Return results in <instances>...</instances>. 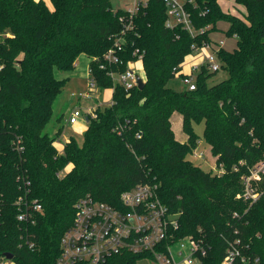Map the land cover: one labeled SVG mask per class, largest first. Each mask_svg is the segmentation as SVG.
I'll list each match as a JSON object with an SVG mask.
<instances>
[{"label": "trees", "instance_id": "obj_1", "mask_svg": "<svg viewBox=\"0 0 264 264\" xmlns=\"http://www.w3.org/2000/svg\"><path fill=\"white\" fill-rule=\"evenodd\" d=\"M197 2L189 7L192 21L206 31L192 37L181 26L166 27L164 0H148L134 14L111 0H0V136L11 152V139L21 138L24 165L43 204L31 228L33 250L20 245L14 208L3 213L0 260L12 252L14 264H53L79 197L118 204L123 191L149 183L179 215L177 238L192 237L207 248L202 264H221L237 237L249 261L232 264H264V181L252 203L241 180L264 157V0H234L245 9L238 14L218 0ZM220 21L237 39L233 51H218L228 76L210 84L211 72L203 67L195 90L169 85L192 45L209 41ZM120 37V60L109 63L103 55ZM136 50L143 55L145 86L126 90L108 71H125ZM81 54L91 58L100 92L113 88L112 101L89 116L83 143L72 137L60 154L56 136L45 131L67 81L56 71L74 70ZM175 111L183 116L186 141L172 128ZM197 121L204 123V140L222 173L189 158L203 139ZM140 258L124 252L104 264H137Z\"/></svg>", "mask_w": 264, "mask_h": 264}, {"label": "built area", "instance_id": "obj_2", "mask_svg": "<svg viewBox=\"0 0 264 264\" xmlns=\"http://www.w3.org/2000/svg\"><path fill=\"white\" fill-rule=\"evenodd\" d=\"M147 1L132 0V5L127 9L130 14H134L141 6L146 5ZM164 2L167 28L174 29L176 26H181L192 37L206 31L204 27H195L192 21L189 7L198 6L197 0H164ZM128 27H131V24ZM124 41V38L120 37L116 44L117 48L107 50L103 58L109 63L119 62L117 50H122ZM224 44V40L215 42L210 39L201 45H192L194 51L189 55L190 65H185L188 56L180 69H174L175 75L180 77L188 90L196 89V76L203 67L210 72H216L221 68L218 51L224 47ZM133 55L135 59L128 62L125 71L114 69L108 71L113 81L122 84L126 90L138 87V78L141 77L135 65L140 63L143 67V55L139 50L134 51ZM197 59L200 61H196ZM101 67L104 68L105 64L102 63ZM87 72L88 89L78 93L72 92L71 96L91 98L94 93L100 95L91 66ZM141 78L144 81V76ZM98 101L97 99V103ZM102 105L103 103L88 107L86 111L79 106L74 107L67 120L68 124H77L83 116L96 117V109ZM66 143L54 141L58 153L64 152ZM10 146L12 152L7 149L0 136V231L6 225L3 213H6L7 208H14V220L19 228L22 242L20 245L23 244L33 250L35 240L31 228L43 212V204L34 195L32 179L24 165L25 146L21 138H12ZM199 155L204 157L203 152ZM68 170L69 165L64 171ZM217 171L223 172L221 167ZM241 180L245 198L252 200V203L255 202L261 195L260 183L264 181V157L255 163ZM178 227L179 215L170 211L161 200L157 187L149 183L138 184L123 191L118 204H111L98 200L91 194H85L75 202L73 222L61 238V252L53 264L79 262L104 264L110 257L124 252L140 254L139 261L145 260L149 264H202L207 248L201 240L192 237L178 239L175 233ZM243 247L240 238L231 240L221 264H232L237 258L245 262L249 261L248 257L242 255ZM3 260L12 261L7 258Z\"/></svg>", "mask_w": 264, "mask_h": 264}, {"label": "rangeland", "instance_id": "obj_3", "mask_svg": "<svg viewBox=\"0 0 264 264\" xmlns=\"http://www.w3.org/2000/svg\"><path fill=\"white\" fill-rule=\"evenodd\" d=\"M114 7H124L128 8L132 5V0H111ZM145 1V0H143ZM229 3V0H222V4L225 7V4ZM222 26H225V24H221ZM221 27V26H220ZM222 34V31H219L220 35ZM224 36L227 38L228 45L231 46L234 42L236 43V37L235 36H228L224 32ZM192 56V55H191ZM80 61L79 62H87L88 56L86 54L80 55ZM191 58L190 56L187 58L185 65H190ZM184 65V66H185ZM135 69L137 70L138 74L141 75V77L144 76L143 67L140 63H137L135 65ZM57 75L59 77H66L67 78L66 84L62 90V92L58 95L54 102L53 106V115L49 123L47 124L45 131L51 136H56V141L59 138L65 139V138H75V140L82 144L84 140V133L87 126V121L85 120V117H81L77 124L71 125L68 124L67 120L73 110L74 107L79 106L83 110H85L86 106L91 103L92 105H95L97 101L93 100V98L88 99L89 101L85 100L84 98L79 100L78 97H71L70 92L75 91V93H78L80 91H86L88 89L89 84V75L87 70H85L84 67H78L76 66L74 70L70 72H61L59 70L56 71ZM228 76V73L225 69L222 67L216 71H211V76L209 77V83L214 84L217 83L223 79H225ZM169 85L172 87L178 89V90H184L187 89L186 85L182 82L180 77L178 75H175L170 81ZM111 89V88H106ZM105 89V90H106ZM111 91L107 92V96H110ZM93 94V93H92ZM97 95V93H94L93 96ZM100 100H104L105 95L103 93H100ZM79 101H81L79 103ZM105 105V103H103ZM103 106V105H102ZM178 113H176L177 115ZM179 116V115H178ZM175 117V116H174ZM195 132L198 136L203 138L201 141H199V145L197 146L194 153L190 154L189 158L191 161H193L195 164L200 165L206 170L213 169L217 171L220 166L217 164L216 157L212 155L210 152V147L204 140L203 131H204V123L203 121H197L194 123ZM176 133L178 131L184 132L182 123L179 124V129L176 127ZM59 132V133H58ZM185 133V132H184ZM203 152L204 157H201L199 154ZM72 165H69V170L71 169ZM0 264H14L12 261L7 260H0ZM138 264H149L145 260H140Z\"/></svg>", "mask_w": 264, "mask_h": 264}, {"label": "crops", "instance_id": "obj_4", "mask_svg": "<svg viewBox=\"0 0 264 264\" xmlns=\"http://www.w3.org/2000/svg\"><path fill=\"white\" fill-rule=\"evenodd\" d=\"M218 2L220 3V5L222 6V8L225 10V11H227V12H231V13H233V14H238L239 12H244L245 11V9H244V7L243 6H241V5H238V4H236L235 2H234V0H229V3H226L225 4V7L223 6V4H222V0H218ZM221 24H225V26H222ZM221 26V27H220ZM228 26H229V24L227 23V22H224V21H220V22H218L217 23V29L215 30V31H213V32H211L210 34H209V37H210V39L212 40V41H215V42H218L219 40H224L225 41V44H224V49H226V50H229V51H233L236 47H237V39H236V43L234 42L231 46H229L228 45V42H227V38L224 36V32H225V34H226V31H227V29H228ZM219 31H222V34H220V35H218L219 34ZM82 55V54H81ZM88 56V55H87ZM80 57V56H79ZM88 61L87 62H79L80 61V59L81 58H78V60L76 61V63H75V67L76 66H78V67H84L85 66V70H87L88 71V68H89V66H90V60H91V58L88 56ZM196 61H200V59H197ZM187 69V68H186ZM69 77V75L68 76H66V78H68ZM83 91V90H82ZM82 91H80V92H82ZM108 91H111V93H110V96L108 97L107 96V92ZM72 92H75V91H71L70 92V96H71V93ZM101 93H103L104 95H105V98H104V100L102 101V100H100V98H101V96L100 95H95V96H92L91 98H93V100H95V101H97V99L99 100L98 101V103L96 102V104H95V106L96 105H99V104H101V103H105V105L106 104H108L109 102H110V100H112V95H113V88H111V89H106V90H104L103 92H101ZM72 97V96H71ZM91 98H84L85 100H87V101H89L88 99H91ZM97 98V99H96ZM81 99H83V98H79V100H81ZM81 101H79V103H80ZM104 105V104H103ZM92 106H94V105H92L91 103H89V105L88 106H86V108H85V111H86V109L88 108V107H92ZM176 113H178L177 115H176ZM179 115V116H178ZM175 116V117H174ZM86 120V119H85ZM171 122H172V128H173V130H174V132H175V135H176V138L178 139V140H180V141H186L187 139H188V135L186 134V133H184V132H179L178 131V133H176V127L179 129V124H181L182 123V126H183V116H182V114L181 113H179V112H177V111H175L173 114H172V116H171ZM86 128H87V126H86ZM70 140V138H65V139H62V138H59L58 139V142H60L61 144H64V143H66V142H68ZM201 141V140H200ZM210 147V146H209ZM210 152H211V147H210ZM212 153V152H211ZM214 157V156H213ZM14 263V262H13Z\"/></svg>", "mask_w": 264, "mask_h": 264}, {"label": "water", "instance_id": "obj_5", "mask_svg": "<svg viewBox=\"0 0 264 264\" xmlns=\"http://www.w3.org/2000/svg\"><path fill=\"white\" fill-rule=\"evenodd\" d=\"M144 86H145V81H143V79H142L141 77H139V78H138V88H139V89H143ZM85 119H86V121H88V120H89V117L86 116ZM4 256H5L8 260H12L13 257H14V254H13L12 252H6V253L4 254Z\"/></svg>", "mask_w": 264, "mask_h": 264}]
</instances>
